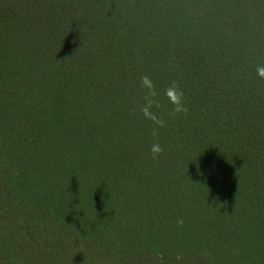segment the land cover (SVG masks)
I'll list each match as a JSON object with an SVG mask.
<instances>
[{
    "label": "trees",
    "instance_id": "obj_1",
    "mask_svg": "<svg viewBox=\"0 0 264 264\" xmlns=\"http://www.w3.org/2000/svg\"><path fill=\"white\" fill-rule=\"evenodd\" d=\"M258 68L264 0H0V264H264Z\"/></svg>",
    "mask_w": 264,
    "mask_h": 264
},
{
    "label": "clouds",
    "instance_id": "obj_2",
    "mask_svg": "<svg viewBox=\"0 0 264 264\" xmlns=\"http://www.w3.org/2000/svg\"><path fill=\"white\" fill-rule=\"evenodd\" d=\"M257 71L261 76H264V68H258ZM168 95L173 97V102L177 105V107L175 108L176 112L187 111L186 108L180 106V100L182 97L181 92L177 91L174 88L169 91ZM161 151L162 149L159 144H153L151 146V152L153 153L154 158H155V155L159 154Z\"/></svg>",
    "mask_w": 264,
    "mask_h": 264
}]
</instances>
